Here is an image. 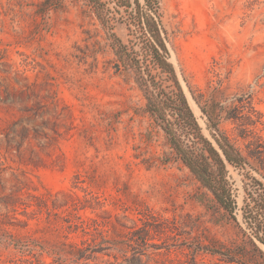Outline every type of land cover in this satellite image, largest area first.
Wrapping results in <instances>:
<instances>
[{
	"label": "rangeland",
	"instance_id": "1",
	"mask_svg": "<svg viewBox=\"0 0 264 264\" xmlns=\"http://www.w3.org/2000/svg\"><path fill=\"white\" fill-rule=\"evenodd\" d=\"M141 77L180 88L219 149L234 128L222 107L251 96L264 114V0H0V264H76L58 253L104 237L116 249L81 264H264L263 165L228 164L223 206L148 113ZM34 196L58 215H33ZM77 197L105 227H67Z\"/></svg>",
	"mask_w": 264,
	"mask_h": 264
},
{
	"label": "trees",
	"instance_id": "2",
	"mask_svg": "<svg viewBox=\"0 0 264 264\" xmlns=\"http://www.w3.org/2000/svg\"><path fill=\"white\" fill-rule=\"evenodd\" d=\"M100 20H103L101 12H97ZM153 32H158L156 23L151 25ZM117 44H112L117 55L125 46L116 38ZM165 49V46L162 44ZM159 65L164 68L168 64L161 60L158 52L154 56ZM139 86L144 91L147 100V111L154 118L155 122L163 128L166 133L170 147L173 149L176 157L194 174V176L216 196L219 203L227 205V201L232 202L229 183L226 180L227 166H243L248 163V158L254 159L263 165L264 171V114L258 110L252 103V97H235L231 105L221 108V113L225 120L234 125L232 136L219 131V138L216 143L219 149L215 148L211 142L201 135V129L189 106L188 100L179 88L178 92H166L154 79L149 80L141 77ZM179 87V86H178ZM227 109V110H226ZM168 113L174 116L177 125L182 129L185 137L193 136L194 146H189L178 134L174 123L168 118ZM243 142V148L236 144ZM200 145V147H197ZM262 186L261 182H257ZM35 204H27L26 207H36L32 214L35 215L43 210L51 215L55 214L59 206L56 199L49 200L44 196H34ZM87 198L77 197L72 205L71 210H66L68 217L66 222L71 231H82L84 236L87 235V228L90 226L105 227V223L99 219H83L78 215L80 210L87 209ZM27 213V212H26ZM105 247L98 251L92 252L87 256V248H82L77 244L71 245V253L60 251V258L71 257L74 263L81 264L88 259H96L94 253H102L115 250L117 244L111 243L106 237L103 238ZM87 244V240L82 243ZM110 253V252H109ZM111 257L112 254H107Z\"/></svg>",
	"mask_w": 264,
	"mask_h": 264
},
{
	"label": "bare ground",
	"instance_id": "3",
	"mask_svg": "<svg viewBox=\"0 0 264 264\" xmlns=\"http://www.w3.org/2000/svg\"><path fill=\"white\" fill-rule=\"evenodd\" d=\"M192 104V103H191ZM193 105H195V104H193ZM196 106V105H195ZM197 109V108H196ZM199 111H197V113H198Z\"/></svg>",
	"mask_w": 264,
	"mask_h": 264
}]
</instances>
